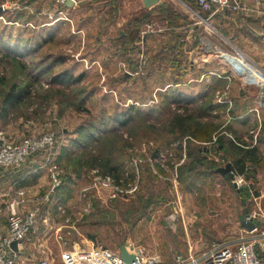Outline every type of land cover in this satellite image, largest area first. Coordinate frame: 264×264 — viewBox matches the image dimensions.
Returning a JSON list of instances; mask_svg holds the SVG:
<instances>
[{
  "label": "rangeland",
  "instance_id": "374dc122",
  "mask_svg": "<svg viewBox=\"0 0 264 264\" xmlns=\"http://www.w3.org/2000/svg\"><path fill=\"white\" fill-rule=\"evenodd\" d=\"M75 1V6L70 5L66 9L57 0H0V128L18 137L43 130H52L56 134L52 164H44L45 157L39 154L28 158L37 160L36 163L41 166L42 169H36V172L31 173L26 167L19 171H0V207L7 209L10 196L3 193L9 185L27 187L26 190L36 185L38 191H35L34 195L41 196L44 193L53 195L47 202L48 210L52 213L53 225L71 215L69 223L75 228L61 226L63 241H66L62 244L63 248L77 249L93 244L117 251L124 242L128 245H140L146 254L159 255L164 264H173L178 255H183L191 248L193 252H197L210 248L217 241L245 236L246 229L241 228L239 222V215L243 212L244 206L237 193V187L239 189L247 186L251 189L246 207L249 213L255 211L254 220L257 224L264 223V142L259 145L262 159L256 165H248L249 177L242 175L244 184L237 187L234 186V180L238 174L234 176L231 174L230 179L222 175L210 177L194 175L178 179L176 168L185 159V139L182 141V159L174 162L172 168L166 163L164 152L158 159L166 174L156 169L153 165L154 160L149 158V146H153V141L143 140L135 148L126 149V153H131L135 165L138 161L150 162L151 170L156 174L155 177H151L144 167L141 168L143 178L138 187L137 178L134 182H126L129 178L128 170H125L127 173L118 180L119 184L116 183L113 173L100 172L98 168L100 161H96L91 155L93 153L91 148L95 147L99 138L104 137L106 114L117 107L121 110L127 108V104H132L135 107L133 112L137 122L140 116L153 121L157 118L156 113L148 111L150 107L159 105L160 99L156 91L164 90L163 87L148 86L151 92L148 94L151 95L152 101L145 102V99L138 98L139 90H142L141 82L134 86L133 80L129 79L125 83L119 82L118 86H112L109 83L110 79L116 80L121 76L124 79L123 73L127 77L137 74L131 69L128 61L135 62L138 72L142 74L153 68L157 74V81L160 82L158 77L165 79L169 74L170 64L167 56L166 59L162 56L168 52L167 55L172 54L170 20L167 21L152 12L141 27V31H144V34L140 33L143 34L142 38L128 43L127 54L120 59L114 58L107 67H104L100 61L94 63L88 59L97 43L96 36L98 44L102 46L98 51L99 58H105L108 52L116 47L104 43L106 36L117 35L119 31L123 35L124 23L151 13V8H145L143 2L139 0H115L117 4L115 19L123 22L121 25L115 24L108 28L104 34L101 29V26H104L101 17H106L104 12H96L94 23L81 30L76 29L75 21L86 15L83 11L89 2ZM95 2L94 8L97 9V5L104 0ZM178 8L180 10L176 8V12L186 14V19L192 23L181 32L180 43L174 50L181 66L190 63L194 66L193 71L198 73L197 65L207 63L211 68H216V71L224 73L228 68L218 60L214 52L217 49L228 51L232 41L238 45L237 47L246 48L245 51L254 61L264 68V41L255 43L252 39L256 33H264L262 24L257 22L254 29L245 25L236 27L228 16H219L217 25L210 19L204 21L194 9L193 12L187 10L185 13L182 6L179 5ZM59 9H65L69 13L72 23L55 21ZM4 13H9L12 16L9 19L12 21L8 20ZM228 35L234 38L228 40ZM160 50L163 54L154 58ZM203 59L206 61H202ZM64 68H68L73 76L81 71L85 73L81 81L73 84L52 83L51 76ZM191 74L193 73H190V77ZM212 76L205 74L204 78L209 80L206 83L212 82ZM197 77L201 78V75L195 79ZM237 80L240 83L238 78ZM12 82L19 85L29 84L30 93L16 105H4L1 102V95ZM198 86L193 83L177 85V89L183 90L184 94L191 92L196 96L201 90ZM240 87L241 90L244 89L242 91L245 94L253 96L252 99L255 100L257 93L255 88H243L241 83ZM222 89L218 88L216 92ZM216 92L213 99L206 97L197 99L190 108L197 111L211 101L212 114L216 116L214 122L220 123L217 130L219 133H224V129L229 126L230 130L226 132L228 135L224 134L230 137L239 136L243 141H236L238 145L247 147L258 143L259 136L264 137V118H261L260 128L255 117L250 116L245 120L233 118L229 114L231 104L227 101L218 102ZM180 106L173 105L172 108L184 113ZM139 112L143 115L138 116ZM112 126L118 130L117 133L127 135L124 128H119L116 124ZM235 130L239 134L230 133ZM86 133L92 135V140L88 139ZM110 134L112 133H107ZM194 143L200 145L202 154L216 163L223 164L229 159L220 150L216 132L213 140ZM63 147H68L67 158L65 155L61 157L59 155ZM170 155L174 158L176 153L173 151ZM55 171L58 172L55 179L59 183L51 188L54 179L52 173ZM68 175L71 178L69 181L65 180V176ZM124 182L126 186L121 185H124ZM39 183L41 184L38 185ZM256 191L258 196L255 195ZM57 207H61V211ZM36 233L31 234L29 239H34ZM40 237L46 240L44 249L50 250L55 258V264H59L62 247L56 241L55 228L41 232ZM255 244L259 250L261 245ZM28 246L31 247V244ZM30 251L33 250L29 249ZM31 255L35 258L38 253L32 252ZM258 255L264 264V251H259Z\"/></svg>",
  "mask_w": 264,
  "mask_h": 264
},
{
  "label": "trees",
  "instance_id": "16d2710c",
  "mask_svg": "<svg viewBox=\"0 0 264 264\" xmlns=\"http://www.w3.org/2000/svg\"><path fill=\"white\" fill-rule=\"evenodd\" d=\"M89 3L86 8H84L83 13H86L85 16L79 17L76 19V29L81 30L83 27H86L89 24H92L96 20V12H104L106 17H101L104 26H101L102 31L106 34L107 29L111 28L116 24L115 12L117 9V4L115 0H104L101 4H96L94 8L95 0H87ZM197 9L199 14L205 18H209V12L202 10L198 5ZM151 13H147L140 18H132L128 22L124 23L123 27V35L118 32L117 35L114 36H106V40L104 43L115 45L113 50H110L105 56V58H99L98 51L101 49V45L98 44V38L96 36V45L94 50L90 53L89 61H93L94 63H99V61L104 64V67H107L114 58L120 59L127 54V44L132 43L135 40H139L142 38L141 36V27L143 23L150 17L153 13L156 15L162 16L163 19L170 20L169 21V29L172 36V44L170 45L171 55L163 54V51L160 50L157 54L154 55L156 58L159 54H163V58L166 59V56L169 60V74L166 75L165 79L162 77H158L156 80V71L153 68L147 69L145 74L138 72L137 64L135 62H129L130 67L135 74L132 77H127L124 74V79H110L109 82L112 86H118L119 82L125 83L129 79L133 80L134 86L138 85L140 82L142 83V90H139V99H145L147 101H152L150 89L148 86H155V88L163 87L164 90H157V94L159 96L160 102L156 107H150L148 113H153L155 111L157 118L153 121L145 119L143 116L139 117V122L136 121V116H134L133 110L135 107L130 104L126 105L127 108H122L121 110L113 109V111L109 114H106L104 117V130L106 131L103 138H99L98 143H96L91 154L96 161H100L99 169L101 173L110 172L113 173V176L116 178V183L119 184L118 180L123 176L125 170H128L129 178L126 182H134L135 178H137V187L140 184L143 176L141 175V168H145L148 174L152 177H155L151 170V163L145 161L141 163L138 161L136 165L132 161L131 153H126V149L135 148L140 144L141 141H153V146H149V158L154 160L153 165L160 172L166 174L167 172L162 167L158 159L161 157L162 152L165 154V161L172 168L174 162H178L182 159V141L185 143V159L182 163L177 165V175L178 179L187 178L189 176H213V175H221L216 172L218 167L225 165L227 162L231 163L232 171L227 173L226 175H222L226 179H230V177L235 174L246 175L249 177L248 165H256L259 163V160L262 159L260 154L259 145L264 142V137L259 136L258 143L243 147L237 144L236 141L240 140L239 136H227L226 132H229L230 127L227 126L224 129V133H219L217 130L219 128L220 123L214 122L215 115L212 114V103L211 101L205 103L201 106L197 111L192 110L191 104L195 102L197 99L208 98L213 99L214 93L218 88H223L226 84H228V80L222 77H218L216 75L212 76V82L206 83L205 81H197L198 77L196 76L203 73V70L197 68L198 73L194 70V66L190 63L187 65L181 66L179 63V59L176 57L175 48L177 44L180 43L181 32L185 31L189 28L192 23L186 19L185 16H181L178 12L173 10L170 6L165 4L155 6L151 8ZM153 12V13H152ZM8 20L12 21V16L9 13H4ZM74 15V11H73ZM76 15V14H75ZM212 16V15H211ZM263 27V26H262ZM197 28V27H195ZM101 32V33H103ZM225 34V33H224ZM226 35V34H225ZM168 49V48H167ZM169 50V49H168ZM175 55V57H173ZM83 57V56H81ZM86 58V57H83ZM87 59V58H86ZM191 77L189 76L190 73ZM194 72L196 74H194ZM85 73L84 71L79 72L73 76L68 68H64L63 70L55 73L51 76L52 83H62V84H73L81 81L82 75ZM140 73V74H138ZM139 75V76H137ZM143 75V76H141ZM127 77V78H126ZM195 79V80H194ZM119 80V81H117ZM156 80V81H155ZM148 81H151L148 82ZM159 82V83H158ZM196 84L201 89L197 92L196 96L191 94H184L183 90L180 88L177 89L178 86L188 85V84ZM157 84V85H156ZM232 84V88H234V96L233 102L229 109V114L235 119H248L251 114L243 115L239 117V109L241 111H245L249 106L252 105L250 99L243 96V91L241 90L240 83L236 78H232L230 80V86ZM152 91V90H151ZM243 92V93H242ZM30 93L29 84L19 85L18 83L12 82L8 89L1 95V102L4 105H16L22 100H24ZM91 94H89L90 96ZM107 96L105 95L104 98ZM137 100V98H135ZM138 103V100H137ZM173 105H181L180 108H183L184 113H179L175 110ZM170 106V108H169ZM105 110V109H104ZM164 110V112H163ZM204 110V112H200ZM108 113V112H106ZM139 115H143L142 112H139ZM262 118H264V111L262 110ZM207 118V119H206ZM159 123V124H158ZM113 124L118 125L119 128H124L127 131V135H123L122 133H117L118 130L113 128ZM111 125V126H110ZM132 128V129H131ZM111 129V130H108ZM264 131V129H263ZM112 133L107 135V133ZM217 133V140L220 144V150L224 152V156L228 157L225 163H216L214 160L209 159L208 156L202 154L200 152V145L195 144L194 141L199 142H208L213 140L214 133ZM116 133V134H115ZM230 133L239 134L238 131H232ZM89 140H92V135H88L86 133ZM234 138V139H233ZM176 142H179L176 144ZM110 143V144H109ZM60 155L67 158L69 155L68 147H63ZM98 151V153H95ZM176 153V156L173 158L170 155L172 152ZM170 152V153H169ZM67 154V155H66ZM58 155V156H59ZM31 157V156H30ZM131 160V162H130ZM89 166V165H88ZM93 167V166H89ZM17 170V169H13ZM232 174V175H231ZM65 180H71L70 175L65 176ZM124 182V185L126 186ZM62 191V190H60ZM249 191L247 186L240 187L237 191L239 197L243 198L245 201L249 196ZM255 195H258V192H255ZM53 197V195H51Z\"/></svg>",
  "mask_w": 264,
  "mask_h": 264
},
{
  "label": "built area",
  "instance_id": "2783aa9c",
  "mask_svg": "<svg viewBox=\"0 0 264 264\" xmlns=\"http://www.w3.org/2000/svg\"><path fill=\"white\" fill-rule=\"evenodd\" d=\"M57 1L63 4L66 9L70 6L67 5L68 0ZM195 2L202 10L209 12L210 16L222 11L241 14L256 12L264 26V0H253V4H249L245 0H195ZM75 3L76 1L72 0V6ZM59 20L64 23H72V19L65 9H59L55 21ZM141 33L144 34V31L142 30ZM214 53H216L215 56L218 57V60L227 66L228 70L224 73L212 71L210 72L211 75L225 78L228 82L237 77L243 88L253 87L257 90L255 105L252 110L255 112V118L258 120V127L260 128V109L264 107V91L262 90L264 86V69L239 50L217 49ZM139 66L141 67L140 64ZM205 74L201 75V78H204ZM206 79L209 81L208 78ZM227 90L228 85L216 92L218 102L227 101L231 104L226 94ZM55 143L56 134L52 130H43L39 133L16 137L0 128V171L20 168L30 156L39 154L44 155V164H52ZM57 174V171L52 173L54 179L51 188L59 183L55 179ZM234 181L236 187L244 184L243 176L240 174L235 177ZM6 193L10 196L7 209L4 210L0 207V264H55V258L50 250L44 249L45 240L40 236L36 237L31 244L33 248H31L28 246V235L38 231L45 232L54 227L56 241L62 247V244L66 241H63L61 226L66 225L71 229L75 228L69 223L71 215H69L70 217L67 216L62 222L57 223V225H53L51 223L52 213L48 210L49 204L47 203L52 194L44 193L41 196L34 195L35 198L34 196L31 198L28 196L25 187H14L12 185H9L3 194ZM29 202L33 204L31 207L26 208ZM21 207L26 209H20ZM57 209L61 211L62 208L57 207ZM249 217L254 220L256 218L255 211L249 213ZM13 241H16L15 248L12 247ZM29 249L33 251L29 252ZM126 249L134 255L131 262H126L121 258L119 249L113 251L102 245L91 244L90 247L77 249L62 247L59 264H164L159 255L146 254L144 248L140 245L126 244ZM32 252H37L38 256L32 257ZM173 264H263V261L256 251L255 240L249 239L241 240L236 246L217 242L212 244L210 248L203 250L199 255L189 253L186 257L178 256Z\"/></svg>",
  "mask_w": 264,
  "mask_h": 264
},
{
  "label": "crops",
  "instance_id": "0c3cea01",
  "mask_svg": "<svg viewBox=\"0 0 264 264\" xmlns=\"http://www.w3.org/2000/svg\"><path fill=\"white\" fill-rule=\"evenodd\" d=\"M159 1V3H157V4H154V5H152L150 8H152V7H155V6H159V5H162V4H165V5H167V6H170L171 8H174V10L176 11L177 9L178 10H180L178 7H179V5L180 6H182L183 8H184V11H185V13H186V11L188 10V11H190V12H193V9L194 10H196L197 12H199L198 11V9H197V4H196V2H195V0H158ZM246 2H248L249 4H253V0H245ZM139 2H142V0H139ZM72 6V5H71ZM73 6H75V5H73ZM69 7V6H68ZM72 8H74V7H72ZM149 8V9H150ZM177 8V9H176ZM182 9V8H181ZM183 10V9H182ZM178 13L181 15V16H186V14H183L182 12H179L178 11ZM196 13V12H195ZM219 16H228L229 18H230V21L232 22V23H234L233 25H235L236 27H241L242 25H245V26H247V27H251V29H254V26H256V24H257V22H259V24H262V22H261V19H260V17H259V15L256 13V12H253V13H250V14H241V13H234V12H229V11H225V12H216V13H214V14H212V16H210L209 18H207V19H210V21L212 20V22H217L218 21V19L217 18H219ZM187 17V16H186ZM203 17V16H202ZM121 22H123V21H120V20H118L117 19V21H116V25H121ZM124 22H126V20H124ZM211 22V23H212ZM217 25L219 24V23H216ZM262 26H263V24H262ZM255 35V37L254 38H252L251 36V38L254 40V42L255 43H258L259 41H264V36H263V34H259V33H256V34H254ZM229 36V38L228 37H226V38H228V40H231V38H234V36H232V35H228ZM231 42V45H230V47H229V51L231 50V51H234V49H236V48H239L238 50H242V52L244 53V54H246L251 60H253L254 61V59L245 51L246 50V48L245 49H242V48H240V47H237L238 45H236L234 42H232V41H230ZM229 42V43H230ZM246 46V45H245ZM247 47V46H246ZM188 53H190V51L188 52ZM191 54V53H190ZM207 59V58H206ZM202 61H206L205 59H203ZM207 61H210V60H208L207 59ZM255 62V61H254ZM217 63V62H216ZM256 64H258L259 65V63L258 62H255ZM218 65V64H217ZM259 66H261L262 67V65H259ZM197 68L198 69H202L203 70V73L201 74V75H203V74H205V73H208V74H211L210 72H212V71H216L215 69L216 68H211L210 66H209V64H204V63H202V65H197ZM263 68V67H262ZM264 69V68H263ZM197 81H207V79L206 78H199V79H197ZM228 85V90L226 91V94H227V97L229 98V100H230V102H231V105H232V102H233V96H234V88H232V84H231V86H230V81L228 82V84H226L224 87H223V89L226 87ZM240 87V86H239ZM231 88V89H230ZM241 88V87H240ZM253 88V87H252ZM254 89V88H253ZM242 90H244V89H242ZM256 92H257V90H256ZM243 93V92H242ZM257 94V93H256ZM243 96H245V97H247V98H249L250 99V102H252V98H253V96H248L247 94H245V93H243ZM254 105H255V100H253V102H252V105L251 106H249L245 111H241V109H239V117H242L243 115H247L248 113L249 114H251V117H255V112L252 110L253 108H254ZM262 110L264 111V107L263 108H261L260 109V114L262 115ZM262 118V117H261ZM9 134H10V132H9ZM11 135H14V134H11ZM16 137H18V136H16ZM185 154V153H184ZM185 157V156H184ZM37 161V160H36ZM36 161H35V159H32V160H28L27 159V161L23 164V166L22 167H20V168H17V170L19 171L20 169H25V167H26V169H30V172L31 173H33V172H36L37 170L36 169H42V168H40L41 166L40 165H38L37 163H36ZM17 170H7V171H17ZM231 172V171H230ZM1 177V176H0ZM41 183H39L38 185H40ZM25 188H27V187H25ZM31 189V190H30ZM35 189V190H34ZM41 189V188H40ZM33 191V192H32ZM35 191L37 192L38 191V187L36 186V185H34L32 188H29V189H27V194H28V196H30L31 198H32V196L35 194ZM259 195V194H258ZM257 195V196H258ZM256 196V197H257ZM255 197V196H254ZM32 206V202H29L27 205H26V208H29V207H31ZM25 207H21L20 209H26ZM255 221V220H254ZM256 222V221H255ZM242 228V227H241ZM243 229H245V228H243ZM41 232V231H40ZM39 231L33 236V238L35 239L36 237H39L40 236V233ZM246 232V234H245V236H240V237H238V238H233V239H226V240H220V241H217V242H222V243H226V244H229V245H231V246H236V244H238L241 240H255V243H259V245H261L260 247H259V250H257V247H256V244H255V248H256V251H257V253L259 252V251H264V223L263 222H261V224L259 225V224H257L256 223V228L254 229V230H252V231H245ZM35 232H33V233H31V234H34ZM40 233V234H39ZM31 234L30 235H28V239H29V237L31 236ZM39 234V235H38ZM34 239H32V240H30L29 239V244H32V242L34 241ZM42 239H43V237H42ZM45 240V239H44ZM45 242H46V240H45ZM46 244V243H45ZM205 250V249H204ZM203 250H200V251H197V252H193L192 251V248H191V250H188L186 253H184L183 255H178V256H183V257H186L189 253L190 254H194V255H199L201 252H202Z\"/></svg>",
  "mask_w": 264,
  "mask_h": 264
},
{
  "label": "water",
  "instance_id": "95a60500",
  "mask_svg": "<svg viewBox=\"0 0 264 264\" xmlns=\"http://www.w3.org/2000/svg\"><path fill=\"white\" fill-rule=\"evenodd\" d=\"M143 6L145 8H150L152 5L159 3L158 0H142ZM67 5H72V0L67 1ZM203 20L206 21L202 16H200ZM264 91V86L262 88ZM232 169L231 163L227 162L225 165L218 167L216 169V172L220 173L221 175H226L229 173ZM234 186L236 187V184L234 183ZM238 191V188H237ZM241 203L243 204V212L239 215V222L240 226L242 228H245L247 231H252L256 228V222L249 217V210L246 207V201L241 197L240 198ZM12 247H16V241L12 242ZM119 254L121 258L126 262H131L134 259V255L132 253H129L126 249V244L122 242L119 247Z\"/></svg>",
  "mask_w": 264,
  "mask_h": 264
},
{
  "label": "bare ground",
  "instance_id": "6f19581e",
  "mask_svg": "<svg viewBox=\"0 0 264 264\" xmlns=\"http://www.w3.org/2000/svg\"><path fill=\"white\" fill-rule=\"evenodd\" d=\"M232 170V169H231Z\"/></svg>",
  "mask_w": 264,
  "mask_h": 264
}]
</instances>
